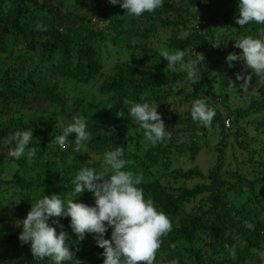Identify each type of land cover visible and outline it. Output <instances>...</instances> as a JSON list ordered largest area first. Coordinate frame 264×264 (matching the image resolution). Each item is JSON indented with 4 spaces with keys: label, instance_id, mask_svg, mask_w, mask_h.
Wrapping results in <instances>:
<instances>
[{
    "label": "trees",
    "instance_id": "trees-1",
    "mask_svg": "<svg viewBox=\"0 0 264 264\" xmlns=\"http://www.w3.org/2000/svg\"><path fill=\"white\" fill-rule=\"evenodd\" d=\"M125 11L108 0H0V264H51L20 245L18 222L38 196L70 190L80 145L98 155L97 171L103 153L120 147L125 170L170 219L153 264H264V84L243 60H225L241 52L240 37L264 36V24L238 25L237 0H163L140 17ZM161 48L181 49L185 59L201 53L198 81L178 65L170 72ZM237 73L249 76L246 87ZM126 98L158 105L170 136L146 142L126 116ZM196 98L215 111L208 127L190 116ZM74 119L89 137L76 145L70 134L61 149L54 138ZM24 129L32 130L30 162L7 154L9 137ZM204 154L212 158L205 170L195 163ZM56 219L74 253L69 264H102L92 234L77 240L69 218Z\"/></svg>",
    "mask_w": 264,
    "mask_h": 264
},
{
    "label": "clouds",
    "instance_id": "clouds-1",
    "mask_svg": "<svg viewBox=\"0 0 264 264\" xmlns=\"http://www.w3.org/2000/svg\"><path fill=\"white\" fill-rule=\"evenodd\" d=\"M108 3L118 4L132 17H140L160 8L163 0H108ZM235 20L241 27L253 22L264 24V0H237ZM235 46L241 52L227 54L225 60L228 66L241 59L259 77L258 83L264 84V36H242L235 41ZM159 55L167 61L170 72L175 73L178 65L193 84L198 81L199 65L204 60L201 53H194L185 59V52L181 49L169 51L161 48ZM236 79H243L241 85L244 88L249 76L237 73ZM123 104L127 109L126 116L138 125V130H142L146 142L154 146L170 136L157 111L158 105L143 98L140 102L126 98ZM116 115L123 117L125 112L119 111ZM214 115V109L206 100L196 98L191 102L190 116L193 121L208 127ZM73 133L76 145L89 137L82 119L68 123L62 134L54 138L55 143L61 149H66L67 139ZM32 139L31 129L16 131L9 137L14 146L9 149L8 156L14 159L25 156L30 162L36 155L34 149L28 148ZM123 155L120 147L105 151L101 165L103 170L80 166L71 181L70 190L60 194H42L31 202L30 210L18 222L21 227L18 240L21 244H29L34 258L41 261L47 259L51 264H69L73 261L74 253L69 249L67 233L56 219L67 217L77 240H83L86 233L93 235L96 245L103 250L100 254L102 264H153L160 238L171 230L172 225L164 211L151 199L145 198L139 187L141 177L131 170H125ZM84 191L91 192L94 204L88 205L76 199ZM57 227L61 230L57 231ZM225 247L234 259L235 247ZM74 264H79V261ZM170 264H177V260H171Z\"/></svg>",
    "mask_w": 264,
    "mask_h": 264
},
{
    "label": "rangeland",
    "instance_id": "rangeland-1",
    "mask_svg": "<svg viewBox=\"0 0 264 264\" xmlns=\"http://www.w3.org/2000/svg\"><path fill=\"white\" fill-rule=\"evenodd\" d=\"M163 32H164L163 33L164 36H169L171 34V29L170 30L168 29V30L163 31ZM80 146H82V145H80ZM80 146L78 148L79 150L77 151V153L71 158L70 164L71 165L72 164H77L79 167L80 166H87V167L94 168V166L92 164V160H93V158L94 159H97L98 158V155H95L93 153L90 154L89 151H86V149L84 148V146H82V147H80ZM211 159H212L211 156H209L207 154H204V155L199 156L196 159L195 163L198 164V165H201L204 168V170H205L206 169V166L209 165V163L211 162ZM76 199L79 200L80 202L86 203L88 205L94 204V197L92 196L91 192L84 191ZM49 222H50V220H49ZM20 245H24V244H21V242H20ZM20 256H21L20 257V260L21 261H24V260L26 261V259H28V256L29 255H26L24 253V255L22 254Z\"/></svg>",
    "mask_w": 264,
    "mask_h": 264
}]
</instances>
